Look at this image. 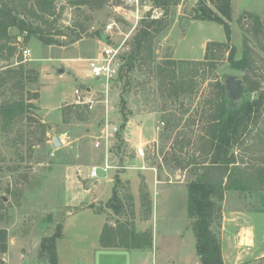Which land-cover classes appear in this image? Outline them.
Here are the masks:
<instances>
[{
    "label": "rangeland",
    "instance_id": "obj_1",
    "mask_svg": "<svg viewBox=\"0 0 264 264\" xmlns=\"http://www.w3.org/2000/svg\"><path fill=\"white\" fill-rule=\"evenodd\" d=\"M9 1L17 5L20 16L41 27L46 36H53L57 41L45 44L37 35H30L24 41L19 30L12 27L9 32L14 46L13 55L7 59L0 58V69L17 66L21 58L25 69L35 68L38 72L37 81L25 80L23 89L19 88V82L12 80L0 86V103L27 98L31 94L28 89L37 90L39 94L37 99H31L35 105L20 115L8 130L2 129L0 119V236L3 237H0V242L4 239L2 244L6 242V249L10 242L24 248L29 257L18 260L14 251L5 254L6 250L0 251V264H49L40 258V244L44 237L55 231L56 224L65 213L61 203L63 174L68 161L94 164L98 173V191L108 184L103 177L105 160L109 164H117L121 156L129 160L139 155L147 164L155 166L158 175L185 172L187 180L192 177V169L198 167L206 157L203 136L211 105L206 100L213 97V84L216 81L223 83L225 74L232 73L243 79L245 89L249 85L256 88L248 92V96L264 92V0H231L229 24L230 42L235 46L234 58L240 59L246 50L249 69L231 68L228 50L217 51L212 60L214 64L209 62L208 65L197 66L199 71L194 78V91L180 95L179 99L167 95L166 87L161 86V78L156 75V66L168 58L182 59L174 57V50L183 36L185 39L179 43L189 52L184 55H199L191 59L183 58L185 60H204V54L200 55L204 39H226L223 26L217 22L195 20L190 23L199 0H176L166 11L155 5L154 0H139V9L130 0H53V14L45 15V22L35 17L34 13H42L35 10L34 0ZM205 1L211 5L210 0ZM147 11L151 18H163L162 28L152 38V57L134 71L136 74L131 78V84H125V79L117 76L110 81L108 119L120 124L119 109L123 98L127 109L140 114H153L155 127L149 138L155 137L156 141L140 142V149L136 150L122 141L118 130L110 138L108 152L101 146L102 149H97L94 141L100 133L97 123L102 124L104 118L103 103L97 102L93 109H85L74 103V88L81 87V84L89 85L92 91L96 87L99 99L102 95V82L90 75L84 58L95 56L103 43L117 45L124 42L122 53L127 52L126 42ZM257 17L259 20L256 21ZM108 25H112L111 30H108ZM56 31H62L64 35L54 36ZM98 31L107 34L108 41L98 36ZM24 48L30 50L26 57L22 53ZM59 67H63L64 72L58 73ZM30 73L34 75V71ZM246 74L247 80L244 79ZM62 107L68 118L65 123ZM59 112L62 119L56 123ZM79 115L82 118L78 119ZM146 123L152 128L151 120H146ZM96 129L97 132H94ZM263 130L264 112L252 132L242 137L234 147L237 156L244 162L264 163ZM62 131L69 135L72 146L60 148L54 145L53 137H63ZM74 132L78 136H74ZM112 148L113 154L110 155ZM112 172L110 169L107 174ZM120 184L128 188L125 183ZM169 194H175L171 188ZM239 199L230 194L223 204L232 201L234 206H253V198L248 197L245 201ZM159 200L161 205L164 199L159 196ZM252 264H264L263 257Z\"/></svg>",
    "mask_w": 264,
    "mask_h": 264
},
{
    "label": "trees",
    "instance_id": "obj_2",
    "mask_svg": "<svg viewBox=\"0 0 264 264\" xmlns=\"http://www.w3.org/2000/svg\"><path fill=\"white\" fill-rule=\"evenodd\" d=\"M34 2L35 10L42 13L41 15L34 13L35 17L45 22V15L53 14V0H34ZM154 2L155 5L166 11L170 5L176 3V0H154ZM210 3L212 6L205 0H199L194 9L193 19L221 24L226 33V39L224 41H208L204 51V60L168 58L162 64H158L156 75L161 78V86L166 87L168 96L179 99L180 95L194 91L196 84L194 78L199 71L197 66L208 65L209 62L214 64L212 60L215 59V52L225 48L228 50L231 68L245 71L250 67L246 50L243 51L240 59L234 58L235 46L230 42L231 27L229 24L232 13L231 0H210ZM162 20L163 18L160 17L151 18L149 11L139 19L134 33L126 42L128 51L122 54L117 76L119 79H125V84H131V78L136 74L134 71L152 57V38L162 28ZM255 20H259L258 17ZM12 27L19 30L24 41H27L30 35L40 36L45 44L57 41L53 36H46L41 27L33 25L32 21L20 16L14 2L0 0V58L7 59L13 55L14 46L10 40L9 32ZM97 34L104 41H108L109 38L107 39L106 34L99 31ZM53 35L63 36L64 34L62 31H56ZM18 61L17 66L9 65L0 69V86L12 80L19 82V88L23 89L25 80L27 82L37 81L38 72L35 68L25 69L22 59L20 58ZM32 71H34L33 76L30 73ZM244 79L247 80V74L244 75ZM81 87H85V85L81 84ZM213 87L215 89L213 97L206 100L211 104L206 115L207 123L203 136L206 157L202 162H199L198 167L192 169V177L186 182L187 212L192 219L196 253L200 264H224L221 257L219 226L223 201L227 195L230 198V194H234L240 198L239 201H245L248 197L253 198L254 202L251 201L253 206L243 205L242 207L247 210L264 212V163L244 162L234 150L235 145L239 144V140L252 132L255 123L264 112V92L260 91L256 96L250 97L247 93L256 88L249 85L241 99L233 102L229 99L222 82L216 81ZM28 92L31 94L27 98L20 97L0 103V119L4 131L8 130L20 115L35 105L31 99L39 97L37 90L28 89ZM121 101L119 129H123L131 111L126 108L123 98ZM79 106L86 109L83 105ZM61 112L65 123L68 118L64 107L61 108ZM77 118L80 119L82 116L79 115ZM40 125L43 126V123ZM262 134H264V130ZM118 135L120 137V134ZM68 163L73 162L71 160ZM114 182L112 196L108 200L107 206L111 207L115 213H119L123 201L119 193L121 181L118 175L114 177ZM127 198L130 200L131 196L128 195ZM77 208L75 207V209ZM61 235L62 224L60 221L56 224L55 231L41 240L40 258L47 260L49 264H58L56 240ZM117 236L119 237L116 238ZM2 241L0 242V251L4 252L6 242L2 244ZM100 245L103 247L142 248L150 245V238L145 232L139 233L128 228L120 231L105 224L100 235Z\"/></svg>",
    "mask_w": 264,
    "mask_h": 264
},
{
    "label": "crops",
    "instance_id": "obj_3",
    "mask_svg": "<svg viewBox=\"0 0 264 264\" xmlns=\"http://www.w3.org/2000/svg\"><path fill=\"white\" fill-rule=\"evenodd\" d=\"M195 20L199 19H191L190 23ZM184 39L185 36L178 40L174 57H198L184 55L189 54L179 43ZM208 41L206 38L201 43L200 55L204 54ZM152 115L131 111L125 126L119 129L122 141L136 150L140 149L141 143L156 141L155 137L149 138L155 127ZM61 119L59 112L56 123ZM146 120H151L153 129ZM97 125L99 131L102 124ZM62 132L63 137H57L60 142L58 147L72 146L69 135L65 134L66 131ZM73 135L78 136L75 132ZM94 147L102 149L95 144ZM110 153L113 154V148ZM119 160L120 163L110 164L112 167L103 169V177L108 184L100 191L96 187L98 173L95 177L89 176L94 164L77 161L65 165L61 203L65 213L61 218L62 235L56 240L58 264H200L192 219L187 212L185 172L158 175L155 166L147 164L139 155L129 160L121 156ZM110 169L113 172L108 175ZM116 175L128 186V193L124 194L127 189L119 184L123 201L119 213L107 206ZM170 188L175 194H169ZM128 195L131 196L130 200ZM159 196L164 199L161 205L158 203ZM231 203L222 205L219 226L222 261L224 264H252L264 256V212L247 210ZM105 224L120 231L128 228L148 233L150 245L142 248L103 247L100 245V235ZM11 243L4 254L14 251L18 260L29 259L28 251Z\"/></svg>",
    "mask_w": 264,
    "mask_h": 264
},
{
    "label": "built area",
    "instance_id": "obj_4",
    "mask_svg": "<svg viewBox=\"0 0 264 264\" xmlns=\"http://www.w3.org/2000/svg\"><path fill=\"white\" fill-rule=\"evenodd\" d=\"M136 3L137 9H139V0H130ZM146 8L145 6H143ZM136 18V22H137ZM108 30L112 29V25L107 26ZM124 42L111 45L103 43V46L99 52L95 54V56L89 57L86 59L88 64V69L90 75L95 78L97 81L102 82L103 89L100 90L102 95L100 99L97 97L96 94V87L92 91L89 85L85 87H75L74 88V103L78 105H83L87 109H93L97 102L103 103V111H104V118L102 125L100 127V133L96 136L95 139V146L97 147H104L108 152V145L110 138L116 134L119 130V125L116 123H112L109 121V83L119 74L120 66H121V58ZM23 56H27L30 54V50L27 48L22 49ZM163 122L161 121V124ZM107 158V157H106ZM103 169H107L112 167L107 160H105L103 164ZM97 175V167L92 166L89 170V176L95 177Z\"/></svg>",
    "mask_w": 264,
    "mask_h": 264
},
{
    "label": "water",
    "instance_id": "obj_5",
    "mask_svg": "<svg viewBox=\"0 0 264 264\" xmlns=\"http://www.w3.org/2000/svg\"><path fill=\"white\" fill-rule=\"evenodd\" d=\"M106 37H107V39L109 38L108 35ZM57 72L58 73L64 72V68L63 67L57 68ZM223 85H224L225 90L227 92V95L231 101L235 102V101H238L239 99H241V96H242L244 89H245V84H244L242 78L236 76L235 74L227 73V74H225V76L223 78ZM53 143L55 146H59V144H60V142L56 136L53 137Z\"/></svg>",
    "mask_w": 264,
    "mask_h": 264
}]
</instances>
